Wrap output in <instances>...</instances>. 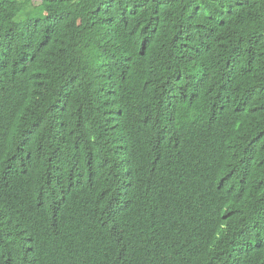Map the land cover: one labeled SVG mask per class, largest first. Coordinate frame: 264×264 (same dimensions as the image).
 Segmentation results:
<instances>
[{"label":"trees","instance_id":"1","mask_svg":"<svg viewBox=\"0 0 264 264\" xmlns=\"http://www.w3.org/2000/svg\"><path fill=\"white\" fill-rule=\"evenodd\" d=\"M0 264H264V0H0Z\"/></svg>","mask_w":264,"mask_h":264}]
</instances>
